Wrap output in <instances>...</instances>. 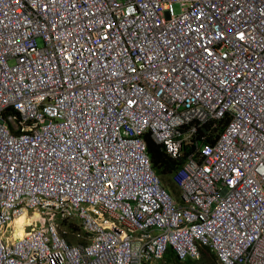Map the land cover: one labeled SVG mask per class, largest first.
Wrapping results in <instances>:
<instances>
[{
  "label": "built area",
  "instance_id": "built-area-1",
  "mask_svg": "<svg viewBox=\"0 0 264 264\" xmlns=\"http://www.w3.org/2000/svg\"><path fill=\"white\" fill-rule=\"evenodd\" d=\"M145 131L177 159L198 138L178 200ZM168 246L264 264V0H0V264H160Z\"/></svg>",
  "mask_w": 264,
  "mask_h": 264
},
{
  "label": "trees",
  "instance_id": "trees-1",
  "mask_svg": "<svg viewBox=\"0 0 264 264\" xmlns=\"http://www.w3.org/2000/svg\"><path fill=\"white\" fill-rule=\"evenodd\" d=\"M226 122H227V118L224 117L217 123L216 126H211L210 124H207L209 131L211 133L210 139H214L222 132ZM145 139H146L147 151L151 157L152 166L154 170L160 176L163 184L164 185L167 184L171 188L172 187L171 183L167 178H165V175H168L170 171L177 169L182 163V159L177 160L169 156L164 149L160 148V144L155 143L151 139L148 133H146ZM190 148L191 147L189 145L186 146L185 151L190 150ZM69 226L77 227V223H70ZM210 253L213 259H215V255L212 252ZM172 256H174V260L177 263H179V260L176 258V256L172 254V251L170 249H168L167 257L170 259ZM185 264H209V263L207 262L206 259L203 258V256H200V258L194 260L186 259ZM212 264H221V263L216 261L215 263Z\"/></svg>",
  "mask_w": 264,
  "mask_h": 264
},
{
  "label": "clouds",
  "instance_id": "clouds-1",
  "mask_svg": "<svg viewBox=\"0 0 264 264\" xmlns=\"http://www.w3.org/2000/svg\"><path fill=\"white\" fill-rule=\"evenodd\" d=\"M224 117H226L227 120H228V116L225 115V116H223L222 118L218 119V122H219L221 119H223ZM218 122H217V123H218ZM226 123H227V122H226ZM207 124H210V122H206V123H205V126L207 127V131H208V126H207ZM146 133H148L150 137H151V135H150V132H149V131H145V132L143 133V140H144L145 147H146V153L148 154V156H149V158H150V163H151V166H152V160H151V157H150V155H149V153H148V151H147V146H146V139H145V135H146ZM206 133H207V132H206ZM208 133H209V131H208ZM151 139H152L155 143L160 144V148L164 149V147H163V145H162L161 143L156 142L152 137H151ZM197 140H198V138H197L196 136H192L191 138H189V139L186 140V141H188V142H186V143L183 145L182 152H181V157L178 158V159H182V163L180 164V166H179L177 169H179V168L184 164L187 155H188L191 151H193V149H194V147H195V141H197ZM188 145H189L191 148H190V150L185 151V148H186V146H188ZM164 150H165V149H164ZM165 152L167 153L166 150H165ZM167 154H168L169 156H171L169 153H167ZM171 157H172V156H171ZM172 158H174V157H172ZM174 159H177V158H174ZM178 159H177V160H178ZM152 169H153V171L155 172V174L158 176L159 181H160L161 185L163 186V188H164V189L170 194L171 197H173L175 200H178L179 197H180L181 189H180L179 185H178L177 183H175V181L173 180V173H174L177 169L170 171V172L168 173V175H167V176L169 177V181H170L171 186H172L171 188L169 187L171 191H169L168 189H166V187H165V185L163 184V182H162L160 176H159V175L157 174V172L154 170L153 166H152ZM70 223H77V222H67V220H62V225L65 226V227H67L68 229H79V225H78V223H77V227H70V226H69ZM204 248L207 249V250H209V249H208L207 247H205V246L201 247V248H200V255H201V250L204 249ZM168 249H170V250L172 251V254H174V255L176 256V258L179 260V263H178V264H185L186 259L194 260V259H197V258L200 257V255H199L197 258H189V257H188V258H186V259L180 260V259L177 257V255L175 254V252L173 251V249H172L171 247L168 246L167 249H166V251H165V253H164L163 258L161 259V261L163 260L164 263H166V264H170L171 262L177 263V262L174 260V256H172L170 259L167 257V256H168ZM209 251L212 252V253L214 254L213 251H211V250H209ZM214 255H215V254H214ZM215 256H216V255H215ZM215 260L217 261L216 257H215ZM217 262H219V261H217ZM220 263H221V262H220ZM160 264H161V262H160ZM221 264H222V263H221Z\"/></svg>",
  "mask_w": 264,
  "mask_h": 264
},
{
  "label": "rangeland",
  "instance_id": "rangeland-1",
  "mask_svg": "<svg viewBox=\"0 0 264 264\" xmlns=\"http://www.w3.org/2000/svg\"><path fill=\"white\" fill-rule=\"evenodd\" d=\"M173 7H174V11L175 12H179L180 11V5H179L178 2L174 3ZM165 178H167L169 180V177L167 175H165ZM165 187H166V189L171 191L167 184H165ZM201 254H203V255H200V256H203V258L206 259L209 264H212V263L216 262V260L213 259V257L211 256V253H210L209 250L204 248V249L201 250ZM161 264H166V263H164V261L162 260ZM170 264H178V263L171 262Z\"/></svg>",
  "mask_w": 264,
  "mask_h": 264
},
{
  "label": "bare ground",
  "instance_id": "bare-ground-1",
  "mask_svg": "<svg viewBox=\"0 0 264 264\" xmlns=\"http://www.w3.org/2000/svg\"><path fill=\"white\" fill-rule=\"evenodd\" d=\"M27 220L25 214L16 216L13 220L14 231L13 236H20L23 234V223Z\"/></svg>",
  "mask_w": 264,
  "mask_h": 264
}]
</instances>
